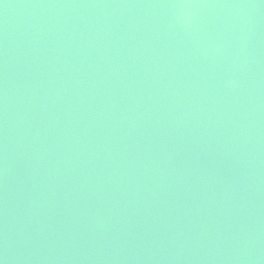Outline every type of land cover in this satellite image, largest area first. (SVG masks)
Listing matches in <instances>:
<instances>
[{
  "label": "water",
  "instance_id": "95a60500",
  "mask_svg": "<svg viewBox=\"0 0 264 264\" xmlns=\"http://www.w3.org/2000/svg\"><path fill=\"white\" fill-rule=\"evenodd\" d=\"M0 264H264V0H0Z\"/></svg>",
  "mask_w": 264,
  "mask_h": 264
}]
</instances>
